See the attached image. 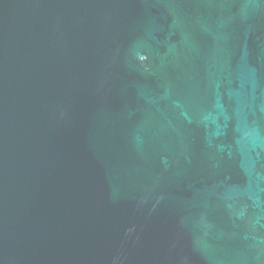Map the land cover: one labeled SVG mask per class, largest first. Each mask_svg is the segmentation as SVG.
Listing matches in <instances>:
<instances>
[{"label":"water","instance_id":"1","mask_svg":"<svg viewBox=\"0 0 264 264\" xmlns=\"http://www.w3.org/2000/svg\"><path fill=\"white\" fill-rule=\"evenodd\" d=\"M0 264H264V0H0Z\"/></svg>","mask_w":264,"mask_h":264}]
</instances>
